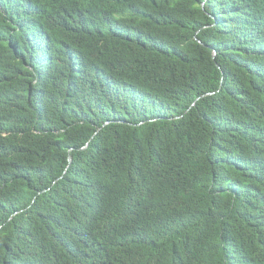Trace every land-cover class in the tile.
Instances as JSON below:
<instances>
[{
    "label": "trees",
    "instance_id": "obj_1",
    "mask_svg": "<svg viewBox=\"0 0 264 264\" xmlns=\"http://www.w3.org/2000/svg\"><path fill=\"white\" fill-rule=\"evenodd\" d=\"M0 264H264V0H0Z\"/></svg>",
    "mask_w": 264,
    "mask_h": 264
}]
</instances>
